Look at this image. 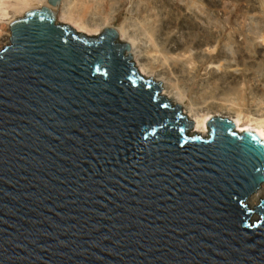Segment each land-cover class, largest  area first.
Returning a JSON list of instances; mask_svg holds the SVG:
<instances>
[{
	"label": "water",
	"instance_id": "water-1",
	"mask_svg": "<svg viewBox=\"0 0 264 264\" xmlns=\"http://www.w3.org/2000/svg\"><path fill=\"white\" fill-rule=\"evenodd\" d=\"M9 32L0 264H264V199L244 204L263 141L217 117L191 135L111 29L89 37L41 9Z\"/></svg>",
	"mask_w": 264,
	"mask_h": 264
},
{
	"label": "bare ground",
	"instance_id": "bare-ground-1",
	"mask_svg": "<svg viewBox=\"0 0 264 264\" xmlns=\"http://www.w3.org/2000/svg\"><path fill=\"white\" fill-rule=\"evenodd\" d=\"M121 1L82 0L72 8L70 0H60L56 7H51L47 0H0V52L9 43V24L30 10L54 13L57 24L68 25L89 37L111 29L116 34V42L127 46L130 62L139 76L156 84L159 96L171 107L180 108L183 117L192 124V135L204 138L206 121L217 117L229 120L236 132L254 133L264 142L263 7L245 16L242 26L235 30L231 23L236 14L220 0H203L209 9L203 8L199 0H155L158 2H153L154 6L145 0L135 11L145 19L142 24L146 18L151 20L150 26L141 31L135 21L134 27L136 31L141 29L137 35L142 32L141 36H146V48V43L128 28L127 19L128 25L124 20L116 23L117 9L113 5H120ZM216 7L222 10L221 21L226 25L222 22L220 25L217 17L210 14V9ZM169 9L178 13L181 26L188 30L186 38L171 33ZM243 95H248L250 100L251 109L245 110L246 114ZM229 96H233L232 101ZM263 199L264 183H261L244 204L254 210ZM256 220L253 214L251 221Z\"/></svg>",
	"mask_w": 264,
	"mask_h": 264
},
{
	"label": "rangeland",
	"instance_id": "rangeland-1",
	"mask_svg": "<svg viewBox=\"0 0 264 264\" xmlns=\"http://www.w3.org/2000/svg\"><path fill=\"white\" fill-rule=\"evenodd\" d=\"M71 1V7L73 8L74 7V5H76V4H78V3H81L82 2V0H70ZM144 1L145 0H123V2L121 1V3H120V5L119 4H115V5H113L114 6V8H116L117 9V11H116V13H115V17H116V23H120V22H122L123 20L125 21V24L126 25H128L129 23H130V26H128V28L129 27H131L130 28V31L133 29V31H134V33H135V35H137V33H139V31L138 30H141V31H145V29L147 28L148 29V27L150 26L149 24V22H151V20H149V19H147L146 18V22L144 21V24H142L143 23V20H145L144 18H140V17H142V15H141V13H139V11L137 12V11H135L136 9H137V6L138 7H140L143 3H144ZM149 1V2H148ZM155 0H152V2H151V0H147L146 2H148V3H152L153 4V6H154V3H156V2H158V1H156V2H154ZM200 1V5L203 7V8H207V6L205 5V2L203 1V0H199ZM222 3H224V4H227L228 6H230V8L233 10V13H235L236 14V18H235V20L231 23L232 25V28L233 29H235V30H237L238 28H240L241 26H242V24H243V22L245 21V16H248V15H251V14H255V13H257L262 7L264 8V2H260V1H257V0H220ZM136 2H138V4L137 5H135L136 4ZM145 2V3H146ZM154 2V3H153ZM11 3V2H10ZM74 3V4H73ZM139 3L141 4L140 6H139ZM45 5H47V4H45ZM155 6H156V10H158L159 9V7H158V3L157 4H155ZM207 9H209V8H207ZM169 11H170V13H169V15H170V17L169 18H171V24H170V30H171V33L173 34V35H175V37H177V35L179 36L178 38H186L187 37V33H188V30H186V28H183L182 26H181V23H180V21H179V19L180 18H177V17H179L178 16V13L177 14H174V13H176L174 10H172V9H169ZM221 12H222V10L220 9V7H216V8H214V9H210V14L212 15V16H215V17H217V19H218V21H220L219 22V24L222 22L221 20H223V16H222V14H221ZM12 14V13H11ZM10 14V15H11ZM176 15V16H175ZM172 16V17H171ZM137 17V18H136ZM174 17V18H173ZM140 20H139V19ZM172 18H173V20H172ZM128 20V22H127V20ZM137 20L138 21H141L140 23L139 22H137ZM132 21H134L133 22V24H132ZM135 21H136V23H135ZM148 21V22H147ZM179 21V23H177ZM134 23H135V26H139L140 28H138V30L136 31V28L134 27ZM228 23V22H227ZM132 24V25H131ZM137 24V25H136ZM138 24H140V25H138ZM143 26H142V25ZM175 24V25H174ZM221 24H225L226 25V22L224 23V21L221 23ZM220 24V25H221ZM179 25H180V27H181V30H180V27H179ZM229 27H231L230 26V24L228 23L227 24ZM148 26V27H147ZM223 26V25H222ZM228 26L226 27V29L228 28ZM171 28H173V29H171ZM223 28H225V26H223ZM231 28V29H232ZM232 29V30H233ZM173 30V31H172ZM133 31H131V32H133ZM177 31V32H176ZM180 31L182 32V34L180 33ZM174 32V33H173ZM141 34H142V32H140ZM176 33V34H175ZM260 33V32H259ZM261 33H262V31H261ZM260 33V34H261ZM84 34V33H83ZM141 34H138L136 37L138 38H140L141 40H143L144 41V37H145V39L147 40V38H146V36H141ZM185 35H186V37H185ZM264 35V34H263ZM141 36V37H140ZM189 36H190V34H189ZM91 37H93V36H91ZM138 38V39H139ZM145 43L147 42V41H144ZM9 45V43L7 44V46ZM145 46H147L146 48H148V44L146 43L145 44ZM244 96V99H242V97H240V99H242V102H244V103H242V106H244V109H243V113L244 114H246V111L247 110H250L251 108H250V104H249V102L248 101H250L249 100V97H248V95H243ZM247 96V97H246ZM233 97V96H232ZM231 96H229V100H231L232 101V98ZM244 100V101H243ZM244 104V105H243ZM248 105V106H247ZM242 106H240L241 107V109H242ZM249 107V108H248ZM246 110V111H245ZM193 130V129H192ZM190 135V134H189ZM192 135V134H191ZM206 137V136H205ZM204 137V138H205Z\"/></svg>",
	"mask_w": 264,
	"mask_h": 264
}]
</instances>
